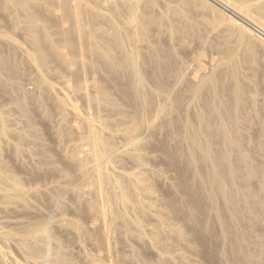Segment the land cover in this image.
<instances>
[{
    "label": "bare ground",
    "instance_id": "bare-ground-1",
    "mask_svg": "<svg viewBox=\"0 0 264 264\" xmlns=\"http://www.w3.org/2000/svg\"><path fill=\"white\" fill-rule=\"evenodd\" d=\"M176 1L182 6L0 0V26L23 29L27 46L0 31V44L10 47L0 51V88L9 97L0 109V210L23 216L0 229V264L9 261V245L22 261L12 257L13 264H196L189 252L203 264H216L217 253L231 264H264V142L249 141L255 132L264 139V39L231 17L264 33V0ZM186 8L204 14L205 26L236 29L234 51L206 62L208 50L224 47ZM26 68L34 91L22 87ZM11 108L20 116L14 127ZM165 130L183 202L157 198L161 173L147 165V145ZM49 176L60 180L31 183ZM128 240L135 245L119 250ZM141 246L156 259L145 260ZM174 250L181 251L171 257Z\"/></svg>",
    "mask_w": 264,
    "mask_h": 264
},
{
    "label": "rangeland",
    "instance_id": "rangeland-1",
    "mask_svg": "<svg viewBox=\"0 0 264 264\" xmlns=\"http://www.w3.org/2000/svg\"><path fill=\"white\" fill-rule=\"evenodd\" d=\"M157 3H158V5H160L159 7H162V6H164V4H170L171 6H177V7H180V6H182V4H177V2L178 1H176V0H169V2H168V0H165L164 2L162 1V0H155ZM159 1H161V2H159ZM209 1V0H208ZM168 2V3H167ZM172 2V3H171ZM210 2V1H209ZM160 3V4H159ZM161 3L163 4V5H161ZM177 4V5H176ZM185 8V7H184ZM219 8V7H218ZM219 9H221V8H219ZM191 12H190V11ZM188 11V12H187ZM222 11V13H225V14H229V13H227V12H225V11H223V10H221ZM185 13L187 14V17L189 18V20H192L193 22H195V23H197L198 22V24H199V26H201V29L203 30V32H204V34H208V36H210V37H212L213 38V41H215V43H217L218 42V45H220V47H224L225 48V50H224V48L223 49H221V51H216V50H214V51H207V58H206V62H208V60L210 59V57H215L214 59H218V57L220 58L221 56L222 57H224L223 55H226V52L227 51H231V52H233L234 51V48L236 47V45H234V44H237V38L239 37L238 35H239V33H238V31L236 30V29H234V28H231V27H229V29H230V31H228L227 29H226V26H227V24L224 22V21H221L220 23L218 22V24H216V25H214V27H211V26H209L208 27V25L206 24V26L203 24V22H204V20H202V19H204V17H206L204 14H200V11H197V10H193V9H188V8H186L185 9ZM193 13H194V15H193ZM201 15V16H200ZM204 15V16H203ZM228 16H231V14H229ZM232 17V19L234 20V21H237V22H239V23H241L242 25H244L245 26V28H247V30L248 29H250V30H248V31H250V32H252V33H254V35H258V37H263L262 39H264V33L260 30V29H258V28H255V27H252V26H249V25H247V24H245V23H243L241 20H239V19H237L236 17H234L233 15L231 16ZM223 22V23H222ZM7 23H5V24H2L1 26H0V31L1 32H3L4 34H6V35H8V36H11L12 38H15V41H17L20 45L21 44H24L25 43V39H24V37H25V33H24V30L22 29H20V27L19 28H17V29H13V27H12V25H6ZM221 24H222V26H221ZM204 26V27H203ZM218 27L217 29H216V27ZM221 26V27H220ZM204 29H203V28ZM227 27V28H228ZM209 28H210V30H212V31H210L209 30ZM211 28H215V29H211ZM13 29V30H12ZM20 29V30H19ZM206 29V31H204ZM232 29V30H231ZM3 30V31H2ZM216 31V32H215ZM213 33V34H212ZM256 33V34H255ZM218 34H219V36H218ZM222 35V36H221ZM223 35H225V36H223ZM216 36V37H215ZM238 36V37H237ZM19 41H21V42H19ZM223 41V42H222ZM22 42H24V43H22ZM222 44V45H221ZM228 44V45H227ZM226 47H225V46ZM0 51L2 50V52L3 53H5V52H8V50H10V47L9 46H7V45H3V44H0ZM22 47H25V48H27V46H26V44H24V45H21ZM234 47V48H233ZM226 48H227V50H226ZM258 48H260V47H258ZM233 49V50H232ZM5 52H4V51ZM221 52L223 53V54H221ZM211 53V54H210ZM184 54H185V56L183 57V59L185 60L186 59V61H184L183 60V62H184V65L186 66V67H183L184 65H182V71H184V69L187 71V67H189V69L191 68L192 69V67L194 66V64H193V62L191 61V57L189 56V55H187L185 52H184ZM190 59V60H189ZM188 64H187V63ZM191 62H192V64H191ZM190 63V64H189ZM208 63H206V65H207ZM179 66H177V68H178ZM194 68V67H193ZM179 69L181 70V66L179 67ZM189 69H188V71H189ZM190 71H192V70H190ZM25 74L23 75V77H22V79H21V84L23 85L22 87L24 88L25 87V89H27L28 91H34L35 89V83H34V81L32 80V74H31V72L26 68L25 69V72H24ZM50 79V80H49ZM48 80H49V82L50 83H52L53 81V83L52 84H54V86L56 87L57 86V89H59L60 88V84H61V82H60V80H55V79H51V78H49ZM34 85H33V84ZM60 86H59V85ZM171 86L172 85H174V82H171V84H170ZM174 87V89H175V91H176V93H179L180 91H181V89H180V86L178 85H176V83H175V85L173 86ZM178 88L180 89L179 91H178ZM2 92V93H1ZM181 95H183L182 97V101L184 102V105H185V102H186V98L187 97H184V92L183 91H181ZM261 93V94H260ZM180 94V93H179ZM259 94L261 95V98H262V96H263V91L261 92L260 90H259ZM260 95H259V97L258 98H260ZM8 97V94H6L3 90H1V88H0V109L2 110V111H6L7 110V106H8V103H9V97ZM77 103L78 104H81V102H79V99L77 100ZM6 109V110H4V109ZM10 111V112H9ZM92 111H90L89 113H91ZM8 113H10V115H11V117L13 118V120L12 121H10V125L12 126V127H14V126H16L17 124L16 123H18L19 122V114H18V112L15 110V109H12L11 108V110H8ZM16 116H17V118H16ZM17 119V120H16ZM15 120V121H14ZM55 120H56V118H55V115L53 116V118H52V123L53 124H56V122H57V120H56V122H55ZM16 122V123H15ZM43 123V122H42ZM40 124H41V122H40ZM40 126V128H41V125H39ZM167 131V132H166ZM161 137H160V136ZM167 135V136H166ZM255 135H257V136H255ZM169 136V137H168ZM256 138H255V137ZM160 137V138H159ZM166 137H168V140H167V138ZM251 137H253V138H251ZM250 137V139H249V141L250 140H252V141H250V142H252V145H250V146H253V144H255V143H257V141L256 140H259V142L258 143H263L264 142V139H263V136H261L259 133H257L256 134V132L254 133V134H252V136ZM259 137V138H258ZM43 138H44V141L51 147V148H53V147H56V144H55V142H54V140L52 139V136H51V133H49V132H47V130H44V132H43ZM156 138V139H155ZM162 138V139H161ZM170 138V134H169V132H168V130H165L164 132L162 131V132H156V134H155V136L153 137V141H151L148 145H147V149H146V147H145V152H146V154L147 155H150V156H148L149 158L148 159H151V160H149V162L147 161V163H149V164H147L149 167H150V169L153 167V168H155V173H156V171H157V169H158V171H160V173L161 174H159L158 172L156 173L158 176H160V177H158L159 179L156 181V196H157V198H158V194H160L161 196L158 198V199H163V198H165L166 196H167V194H172V196L173 197H175L176 199H178L179 201H182L183 202V200H184V197L186 196L185 195V193H184V190L182 189V187H181V185L180 184H178L177 185V183L179 182V179H178V177H177V173H176V171H175V168L173 167V165L169 162V160H168V157H166V155H165V150L166 149H168L170 146H171V139H169ZM255 138V139H254ZM262 140V141H261ZM255 141V142H254ZM170 142V143H169ZM162 144V145H161ZM167 144V145H166ZM249 144H251V143H249ZM55 145V146H54ZM165 146V147H164ZM169 146V147H168ZM33 152H34V154L36 155H33V157H37V154H38V152H36L37 150H36V145H34L33 147ZM150 153V154H149ZM164 154V155H163ZM155 157H153V156ZM163 156H165V157H163ZM153 157V158H152ZM30 157L28 156L27 157V159L26 158H24L25 160H28V162L26 161V164H28V167H31V162H30V160L31 159H29ZM261 160H263V157H262V155H260V157H259ZM25 160H24V162H25ZM151 162V163H150ZM150 164H151V166H150ZM124 169L125 170H127L128 172L130 171V170H133V168H132V165L131 164H129V163H125L124 164ZM152 168V169H153ZM175 171V172H174ZM163 173V174H162ZM18 174H19V176L22 178V180L23 179H25L26 181L28 180V179H26V177H23V176H26L25 174H24V172L22 171V169H18ZM176 174V175H175ZM165 176V177H164ZM161 177H164V178H161ZM161 178V179H160ZM170 178V179H169ZM166 179V180H165ZM24 180V181H25ZM60 180V179H59ZM58 179H57V177H51V176H49V177H47V178H45V180L43 179L42 181H37V180H35V181H32L31 183L33 184V185H38V183H39V185L41 184V185H46V186H50V184L52 183H55V181L57 182V181H59ZM161 180V181H160ZM163 180V181H162ZM178 180V181H177ZM54 181V182H53ZM160 181V182H159ZM164 184H163V183ZM166 182V183H165ZM171 182V183H170ZM176 183V184H174V183ZM46 183V184H45ZM162 185H161V184ZM166 184V185H165ZM171 184H173V185H171ZM170 185H171V187H170ZM175 185V186H174ZM176 185H177V188H176ZM163 186H165V188L163 187ZM169 186V187H168ZM178 186L180 187V190L182 191H180L179 189H178ZM163 187V188H162ZM168 188V189H167ZM170 188L172 189V190H170ZM177 189V190H175V189ZM163 189V190H162ZM175 190V192L173 193V191ZM163 191V192H162ZM172 191V192H171ZM177 191L178 192H180L179 194H177ZM171 192V193H170ZM162 193V194H161ZM163 193H164V195H163ZM176 194H177V196H176ZM181 194H183V195H181ZM179 195L181 196V197H179ZM185 195V196H184ZM182 196H184L183 197V199H182ZM181 198V199H180ZM186 198V197H185ZM10 213V214H9ZM69 214V216H71V214L70 213H68ZM68 214H67V216H68ZM13 217L14 218H17V219H19L20 217H23V216H21L19 213H17V212H10V211H3V210H0V220H2L3 222L4 221H7L8 222V220H6V219H9V221L11 220V219H13ZM2 221H0V229L1 230H3V229H6L7 228V230H9L10 228H12L11 226H8L9 224H7V222H4V223H2ZM150 222L148 221H146L145 223H144V227H145V229H147L149 226H150V224H149ZM211 223H214L213 221H211ZM146 224V225H145ZM4 225V226H3ZM2 226H3V229H2ZM7 226V227H6ZM10 227V228H9ZM214 228L216 229V232H215V229H214V232H215V234L216 235H218L219 234V232L217 231L218 229L215 227V224H214ZM220 235V234H219ZM216 236V240H218L217 241V243H218V251L217 252H221L220 250H221V246H220V244L222 245V239H221V237L220 236ZM219 238V239H218ZM129 241V242H128ZM127 242L128 243H126V242H124V241H120V242H118V244L120 243V245L122 246H120V245H118L119 246V250H121L122 249V251H126V249H128V245H130L133 241H131V240H128ZM219 241H220V243H219ZM73 243V242H72ZM75 244V243H74ZM135 245V242L134 243H132V245ZM10 247H11V245H9ZM86 246H88V245H85V247ZM126 246V247H125ZM10 247H4V249L3 250H5V248L7 249V251H4V252H8V251H10V253H7V254H10V255H7V257H6V259H9V261L11 260V262H9L8 260H5V264H13V262H14V259L16 258L17 259V261L19 260V261H21V259H19L20 257H19V255L14 251V249L13 248H11L10 249ZM143 246H141L140 248H142ZM145 247V246H144ZM142 248L141 250L143 251V255L145 254V256H144V258H146L145 260H147L148 262H151V260L152 261H154L156 258H155V256L153 255V253L150 251V249L149 248H147V247H145V248ZM88 248V249H87ZM90 248V249H89ZM220 248V249H219ZM76 250H77V248H75ZM85 249H87V250H90L91 251V253H94L95 251L90 247V246H88V247H86ZM86 250V251H87ZM16 254H14L13 252ZM92 251H94V252H92ZM149 251V252H148ZM175 251V252H174ZM174 251H172L171 252V257H175V253L176 252H179V251H181V250H174ZM182 251H184V249H182ZM88 253H89V251H87ZM15 256H14V255ZM173 254H174V256H173ZM177 254V253H176ZM188 255H187V259H189V256H190V260L192 261V262H194V263H198V264H203V260H202V258L200 257V256H198V255H196V254H193V253H187ZM190 254V255H189ZM193 254V255H192ZM220 253H217V255H216V264H223V262H224V264L226 263V264H228V262H229V264H231V262H233L232 260V258H230L229 257V259L227 258V257H225L224 258V254L222 255V253L219 255ZM13 255V256H12ZM10 256V257H9ZM194 256V257H193ZM9 257V258H8ZM12 257H14V259L12 258ZM222 257V258H221ZM224 258V259H223ZM223 259V260H222ZM13 260V261H12ZM226 260V261H225ZM228 260V261H227ZM220 263H219V262ZM22 262V261H21ZM4 264V263H3Z\"/></svg>",
    "mask_w": 264,
    "mask_h": 264
}]
</instances>
